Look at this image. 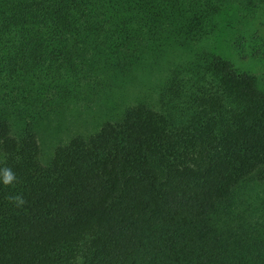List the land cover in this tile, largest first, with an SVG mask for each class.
<instances>
[{"label":"trees","instance_id":"1","mask_svg":"<svg viewBox=\"0 0 264 264\" xmlns=\"http://www.w3.org/2000/svg\"><path fill=\"white\" fill-rule=\"evenodd\" d=\"M229 10L264 0H0V264H264V88L199 46ZM71 105L107 117L40 162Z\"/></svg>","mask_w":264,"mask_h":264},{"label":"rangeland","instance_id":"2","mask_svg":"<svg viewBox=\"0 0 264 264\" xmlns=\"http://www.w3.org/2000/svg\"><path fill=\"white\" fill-rule=\"evenodd\" d=\"M236 21L235 12L226 11L222 16L219 31L209 39L201 41L199 46L229 62L238 72L253 77L257 84L264 88V53L242 59L232 47V40L241 35L247 38L257 35L259 39L255 43H246L245 47L261 45L264 42V13L256 14L253 20L247 21L248 23ZM133 94L131 89H127L118 94L113 101L122 108L131 104ZM106 117L107 114L103 113L102 108L95 106L85 108L79 105L68 106L63 111L53 114L38 130L39 161L44 163L57 145L65 143L72 136L93 133Z\"/></svg>","mask_w":264,"mask_h":264},{"label":"clouds","instance_id":"3","mask_svg":"<svg viewBox=\"0 0 264 264\" xmlns=\"http://www.w3.org/2000/svg\"><path fill=\"white\" fill-rule=\"evenodd\" d=\"M16 182L17 176L11 167H0V184L7 187L14 185ZM5 199L17 207L23 206L26 203L20 194L8 195Z\"/></svg>","mask_w":264,"mask_h":264}]
</instances>
